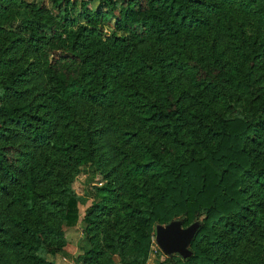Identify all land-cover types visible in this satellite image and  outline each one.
<instances>
[{"label": "trees", "instance_id": "trees-1", "mask_svg": "<svg viewBox=\"0 0 264 264\" xmlns=\"http://www.w3.org/2000/svg\"><path fill=\"white\" fill-rule=\"evenodd\" d=\"M50 153L136 181L98 187L132 190L119 207L144 223L133 254L119 226L106 254L73 255L68 228L86 199ZM0 191L25 212L19 264H112L111 252L145 264L156 224L174 219L199 221L192 254L158 264H221L199 242L231 250L223 232L245 233L251 197H264V0H0ZM101 194L86 237L94 213L113 210Z\"/></svg>", "mask_w": 264, "mask_h": 264}, {"label": "rangeland", "instance_id": "rangeland-1", "mask_svg": "<svg viewBox=\"0 0 264 264\" xmlns=\"http://www.w3.org/2000/svg\"><path fill=\"white\" fill-rule=\"evenodd\" d=\"M94 4V3H93ZM43 152L41 147L38 150L39 155ZM50 156L58 159L57 167L62 170L66 178L69 180L71 188L76 195L84 197L85 202H78L79 220L74 225L68 228V240L74 246L73 255L82 253L83 247L97 246L102 249L106 254L109 244L114 243V238L111 239V233L115 230V227H121L122 231L128 232L129 244L128 251L133 254L135 252L134 243L136 230L142 228L144 223L137 218H127L123 215L122 209L119 205L121 199L127 200L132 198V190H126L122 195H116L115 192H107L106 188L99 191L98 187L103 185L110 187L111 189L118 188L119 184L128 183L132 185L136 183L134 180H109L111 175V168H108L106 173L108 176H103L102 173H82L73 172L67 164L65 155H55L50 153ZM51 183H45L41 185L40 191L52 190ZM119 191V189H118ZM95 192L106 193L108 203L113 205V210L109 215L94 213L96 219L95 224L91 227L88 236H85L83 218L89 211L93 200L96 198ZM108 193V194H107ZM121 198V199H120ZM136 199V198H134ZM250 204L254 208L255 222L251 223L245 233L235 232L234 234H228L223 232V238L232 242V249L228 252L216 251L206 241L199 242V246L205 247L210 253L217 255L221 264H264V197L259 195L253 196L250 199ZM89 215V214H88ZM87 215V216H88ZM44 217L56 218V215L50 211H44ZM25 217V212L22 207L9 203V197L0 191V260L1 264H19L20 256H17L15 249L12 247V243L16 240H23L27 238V234L22 231L19 224H16V218L21 219ZM201 219V218H200ZM66 228V227H64ZM220 231H223L220 229ZM112 264H120L119 256L116 253L111 252ZM175 255V254H171ZM47 260L53 261L55 264H75L72 260L66 259L60 254H46ZM169 256L164 254L153 239L150 253L145 264H158L159 261L166 259ZM165 262V264H175L176 259ZM92 264V263H91Z\"/></svg>", "mask_w": 264, "mask_h": 264}, {"label": "water", "instance_id": "water-1", "mask_svg": "<svg viewBox=\"0 0 264 264\" xmlns=\"http://www.w3.org/2000/svg\"><path fill=\"white\" fill-rule=\"evenodd\" d=\"M199 227V221L187 226L180 219L165 224H156L154 238L161 251L166 255L178 254L183 258L192 254L189 246Z\"/></svg>", "mask_w": 264, "mask_h": 264}]
</instances>
